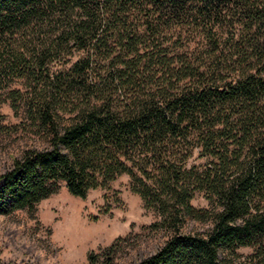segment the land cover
<instances>
[{"label":"trees","instance_id":"16d2710c","mask_svg":"<svg viewBox=\"0 0 264 264\" xmlns=\"http://www.w3.org/2000/svg\"><path fill=\"white\" fill-rule=\"evenodd\" d=\"M7 99L30 143L0 175V213L127 174L164 237L135 264H264V0H0Z\"/></svg>","mask_w":264,"mask_h":264},{"label":"rangeland","instance_id":"374dc122","mask_svg":"<svg viewBox=\"0 0 264 264\" xmlns=\"http://www.w3.org/2000/svg\"><path fill=\"white\" fill-rule=\"evenodd\" d=\"M10 86L26 90L21 79ZM0 117L11 131L0 132L1 175L12 167L13 159L19 157L30 139L16 132L25 118L23 107L17 111L11 99L4 100L0 102ZM198 155L196 152L192 161L205 162ZM192 204L209 207L201 191L195 193ZM156 220V212L147 209L142 197L131 189L127 174L113 181L110 190H92L86 198L72 195L63 183L57 193L42 200L34 211L0 213V260L11 264H89V253H99L122 237L124 247L117 253L114 264H135L154 253L164 241L162 235L146 228ZM251 251L240 249L243 254Z\"/></svg>","mask_w":264,"mask_h":264}]
</instances>
